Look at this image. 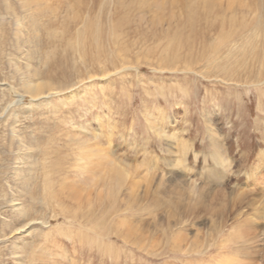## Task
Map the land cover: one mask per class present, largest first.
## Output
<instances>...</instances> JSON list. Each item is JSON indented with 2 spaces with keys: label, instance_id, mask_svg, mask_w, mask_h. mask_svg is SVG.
<instances>
[{
  "label": "rangeland",
  "instance_id": "obj_1",
  "mask_svg": "<svg viewBox=\"0 0 264 264\" xmlns=\"http://www.w3.org/2000/svg\"><path fill=\"white\" fill-rule=\"evenodd\" d=\"M245 2L253 11L228 12L226 0L212 10L203 0H164L156 23L154 13L145 10L141 21L113 0H0V264H15L12 247L21 264H214L233 256L264 192V169L258 182L244 175L264 156V0ZM95 31L101 64L88 40ZM26 66L72 85L32 98L21 86ZM90 146L107 159L86 153H96ZM216 149L232 161L224 179L204 171ZM112 164L127 178L106 194L96 178L105 181ZM231 194L243 201L232 207ZM13 204L28 225L10 232L23 220ZM254 228L251 257L238 264H264V222Z\"/></svg>",
  "mask_w": 264,
  "mask_h": 264
},
{
  "label": "bare ground",
  "instance_id": "obj_2",
  "mask_svg": "<svg viewBox=\"0 0 264 264\" xmlns=\"http://www.w3.org/2000/svg\"><path fill=\"white\" fill-rule=\"evenodd\" d=\"M23 1V0H22ZM138 1V3H136V0H113V4H116L115 5V8H117V6L119 7V8H117V9H121V11L123 12V13H125V14H130L131 12H133V13H135V14H138V15H141V16H138L139 17V20H141V19H143L142 17L145 15V10H146V13H148V12H152V13H154V16L151 18V21H154V22H156V23H158V18H157V12L158 13H161V12H159V11H162V9H163V6H164V0H137ZM145 1V2H144ZM183 1V0H182ZM204 1V8H206V9H208V10H212V9H214L215 8V6L218 4V2H222L223 0H203ZM142 2H144V3H142ZM78 4H80L79 2H77ZM82 4V3H81ZM143 6H142V5ZM200 4L202 5V3L200 2ZM141 5V6H140ZM144 7V10H140V8H143ZM166 7V6H165ZM175 9V8H174ZM111 10V9H110ZM216 10V9H215ZM217 10H218V8H217ZM226 10L229 12H235L236 13V10H240L241 12H243V11H246L247 10V12L249 11H253V8H251V6H248L247 4H246V2H245V0H226ZM222 12V11H221ZM132 13V14H133ZM150 14V13H149ZM134 16V15H133ZM127 17V16H126ZM74 18V17H73ZM115 20V19H114ZM142 21V20H141ZM137 22V21H136ZM138 23V22H137ZM132 24V23H131ZM135 24V23H134ZM219 24V23H218ZM18 25V24H17ZM137 25V24H136ZM126 26H128L129 27V25H127L126 24ZM219 26V25H218ZM85 28V27H84ZM125 29V28H124ZM150 29V28H149ZM152 29V28H151ZM123 30V29H122ZM238 30V29H237ZM87 31V30H86ZM241 31V30H240ZM126 32V31H125ZM85 32L83 31L82 33L80 32V35L78 36H76L75 37V46L78 48V51H79V53H81V52H83V50L85 49V48H83L85 45V43H82V42H85V39H86V37L88 36L87 34V36H85V34H84ZM147 33V32H146ZM224 33V32H223ZM245 33V32H244ZM121 34H122V32H121ZM125 34V33H124ZM191 34V33H190ZM257 34V33H256ZM128 36V35H127ZM136 36V35H135ZM226 36V35H225ZM259 36V35H258ZM93 39H92V38ZM91 37H89V41H91L90 42V44L92 43L93 45V48H94V50L96 51V53H98V57H96L95 59H93V60H96L97 61V63L98 64H101L100 63V54H99V51H100V43H99V35H98V32H96L95 31V33H93V36L91 35ZM111 37V36H110ZM196 37V36H195ZM112 38H114V37H112ZM210 38V37H209ZM90 39H92V40H90ZM141 39V38H140ZM184 39V38H183ZM245 40V39H244ZM121 41H122V38H121ZM112 46H114L115 44H116V42H115V40L114 39H112ZM118 43V42H117ZM140 43V42H139ZM94 44H95V47H94ZM110 44V43H109ZM242 44V43H241ZM206 46H207V44H206ZM76 48V49H77ZM258 50V49H257ZM165 54V53H164ZM162 57V56H161ZM120 58H122V56L120 57ZM213 58V57H212ZM124 59V58H123ZM261 59V58H260ZM163 60V59H162ZM176 60V59H175ZM175 60H174V63H175ZM121 61V60H120ZM169 61V60H168ZM89 62V61H88ZM137 62V61H136ZM154 62V61H153ZM163 62V61H162ZM196 62H197V60H196ZM195 62V63H196ZM212 62V61H211ZM96 63V64H97ZM128 63V62H127ZM194 63V64H195ZM198 63V62H197ZM262 63V62H261ZM123 64V63H122ZM191 64V63H190ZM117 65V64H116ZM189 65V64H188ZM91 66V65H90ZM101 66V65H100ZM122 66V65H121ZM120 66V67H121ZM159 66V65H158ZM208 66H210V65H208ZM191 67V66H190ZM202 67H204V66H202ZM220 67V66H219ZM86 68V67H85ZM84 68V70H86ZM105 67L104 66H102L101 67V70L100 71H102V69H104ZM118 68V67H117ZM122 68V67H121ZM158 68V67H157ZM160 68V67H159ZM208 68V67H207ZM169 69V68H168ZM83 70V71H84ZM91 70V69H90ZM90 70H86V72H84V74L85 75H88V77L90 78L91 77V75H89V73H91L90 72ZM204 70V69H203ZM211 70V69H210ZM185 71V70H184ZM76 72V71H75ZM106 72H109V71H106ZM23 73H25V75H26V78H25V80L26 81H22V83H21V86H22V89H23V92H24V94L26 93V94H28L29 96H31L32 98H36V97H38V96H40L41 97V95H44L45 93L47 94V92L48 91H56V92H58V93H60L59 91H62V90H65V89H67V88H69V86H71L72 85V83H70V84H63V83H57V81L56 82H54L53 81V78H52V76H48L47 75V77L45 78V77H43L42 78V76H40L39 75V73L37 72V71H35V70H30L29 69V66H26V72H23ZM209 72H207V74H208ZM79 74H77V76H78ZM80 75H82V74H80ZM79 75V77L81 78V76ZM195 75H196V73H195ZM54 76V75H53ZM205 76V75H204ZM75 77V76H74ZM103 77V76H102ZM164 77V76H163ZM186 77V76H185ZM80 78H77L78 80L80 79ZM207 79V78H206ZM205 80V79H204ZM185 83V82H184ZM204 84V83H203ZM224 84V83H223ZM258 84H259V82H258ZM2 85V84H1ZM227 85V84H226ZM260 86V85H259ZM158 87H159V85H158ZM257 87V86H256ZM261 87V86H260ZM18 89H19V85H18ZM158 89V88H157ZM13 90V89H12ZM7 91H9V90H7ZM159 91V90H158ZM165 91V90H164ZM17 92H18V90H17ZM161 92V91H160ZM13 93H14V91H13ZM16 93V92H15ZM53 93H55V92H53ZM17 94V93H16ZM51 94V93H50ZM11 95V94H10ZM160 96H162L161 94H160ZM16 97V96H15ZM39 100H40V98H38ZM35 100H37V99H35ZM65 100H67L68 101V98H63V100H61V102H62V105L63 104H65L66 102H65ZM12 101V100H11ZM10 101V102H11ZM6 102V101H5ZM5 102H3L2 104L4 105L5 104ZM13 102V101H12ZM178 104V103H177ZM5 106V105H4ZM4 106H1V109H3L2 107H4ZM1 111V110H0ZM11 118V117H10ZM166 118H168V117H166ZM5 122V121H4ZM13 123V122H12ZM11 123V124H12ZM6 124V123H5ZM12 126V125H11ZM158 126V125H157ZM154 128V127H153ZM158 129V128H157ZM156 129V130H157ZM154 130V129H153ZM214 130V129H213ZM160 131V130H159ZM11 135H12V137L13 138H17V134H15V130H14V128L12 127L11 128ZM18 133V132H17ZM171 135V134H170ZM18 136H20V135H18ZM95 136L93 135V137L92 138H94ZM96 139V138H95ZM22 140V139H21ZM21 140H19V142H21L20 144H23L22 143V141ZM87 142V140H75V143L76 144H78V145H80V144H85ZM169 142V141H168ZM88 143V142H87ZM174 143V142H173ZM31 144V143H30ZM179 144V143H178ZM217 145L218 144V146H215L217 149H218V147H219V142H214V144L213 145ZM86 145V144H85ZM180 145V144H179ZM30 145H28V147H29ZM244 146V145H243ZM22 147H23V145H22ZM30 147H32V146H30ZM179 147V146H178ZM245 147H246V145H245ZM89 148H91L92 150H94L96 153H93L91 150H87L86 151V153H88V154H90V155H95V156H100L104 161L107 159V156L104 154V151L102 152V150H100L99 149V147L98 148H94L93 146H90ZM181 148V147H180ZM20 149V148H19ZM27 149V148H26ZM217 149H216V151L211 155V158H212V160H213V165H212V167L211 168H205L204 169V171L205 172H208L209 174H212V176L214 177L215 176V178H219V179H224V178H227V174L229 173V171L231 170L230 169V164L232 163V161L230 160L229 161V156H224V154L222 153H220L219 152V150L217 151ZM221 149V148H220ZM21 150V149H20ZM34 150V149H33ZM184 150H186L185 148H184ZM22 151V150H21ZM101 151V153H99ZM29 152V151H28ZM183 155H185V154H183ZM182 155V156H183ZM188 155V154H187ZM226 155V154H225ZM23 156V155H22ZM17 158V157H16ZM19 158V157H18ZM247 159V157H245V156H240V158H239V161H238V165L239 166H243L244 164H245V160ZM183 160V159H182ZM32 161V160H31ZM30 162V161H29ZM185 162L186 161H182V164L184 165V167H185ZM231 162V163H230ZM177 163V162H176ZM22 164H25V163H22ZM98 165H101V163H97ZM182 164H181V166H182ZM260 169H264V156H263V154H261V155H259V157L257 158V160L253 163V165L251 166V169H249L248 171H246L245 172V174H244V172H243V174L246 176V178L247 179H249V180H252V181H254V182H258L257 180H258V177H257V175H259V170ZM83 170L84 171H87V167H85L84 166V164H83ZM259 171V172H258ZM108 175H106V178H105V181H103L102 180V178L101 177H97L96 178V180H97V182H99L100 184H101V187H100V189L101 188H104V190H105V192H106V194H111L112 192H114V191H116V189L118 188V187H120V184H121V182L122 181H124V180H126V178H127V175H126V172H125V170H122V169H120V168H117L114 164H112L110 167H109V170H108ZM258 173V174H257ZM16 174V173H15ZM16 177H17V175H15ZM16 180V179H15ZM21 180V179H20ZM95 180V181H96ZM102 180V181H101ZM94 180H93V178H91V182H95ZM195 184V183H194ZM262 184H264V183H262ZM26 185H28V184H26ZM21 188H23V187H21ZM191 188H195L194 186H191ZM29 189V188H28ZM198 189V188H197ZM26 190H27V188H26ZM103 190V189H102ZM192 190V193H191V191L189 192V193H191V199L193 200V202H197V200L199 201V199L201 198V195H200V189H198L197 191L198 192H196L195 193V191H193V189H191ZM194 190H196V188L194 189ZM247 190V189H246ZM22 191V190H21ZM19 192V191H18ZM22 193V192H21ZM20 193V194H21ZM26 193V192H25ZM28 193V192H27ZM40 193V192H39ZM13 194H15V193H13ZM29 195V194H28ZM46 195V194H45ZM102 195V194H101ZM231 195H233L232 196V203H231V206L232 207H234L235 205H237L236 204V201L237 200H242L243 201V199H242V197H239L237 194H231ZM41 196V195H40ZM262 196H263V198L261 199V203H260V205H261V207H259V208H254L253 210H254V212H255V214L253 215V219L254 220H251V219H249L250 221V228H248L249 230H244L243 232H242V234L239 236L240 238H241V240H240V242H242V245L241 246H238L237 248L238 249H236V251H233V252H235L234 254H233V256L232 257H230V256H225V257H223L222 259H220V261L218 260L217 262H215L214 264H238L239 263V259H241V258H246V259H248L249 257H251V253H252V251L250 252V249L252 248V246H253V243L256 241V239L258 238V236L259 235H257V232L255 233V226H256V224L257 223H259V222H264V192H263V194H262ZM19 197H21V196H19ZM24 197V196H23ZM42 197V196H41ZM49 197V196H48ZM47 198V197H46ZM55 198V197H54ZM245 199V198H244ZM14 200L15 199H13L12 198V200H11V202H14ZM51 200V199H50ZM54 200V199H53ZM59 200V199H58ZM45 201V200H44ZM201 201V200H200ZM239 202V201H238ZM39 203V202H38ZM43 203V202H42ZM51 203V202H50ZM241 203V202H240ZM247 205H252V204H248L249 202H245ZM253 203V202H252ZM44 204H45V202H44ZM47 204V203H46ZM56 205V204H55ZM239 205V204H238ZM47 206V205H46ZM12 208L14 209V210H16V212L15 213H18V215H20V218L18 217V218H16L17 220L18 219H21L22 220V223L20 224V226L18 227V228H16V227H12L11 229H10V232H14V231H17V230H20V229H22V228H24L25 226H27L28 225V222H26V220H25V218H26V211L25 210H21L20 208H19V205L17 206V204H13V206H12ZM22 208V207H21ZM47 209V208H46ZM30 211V210H29ZM236 211V210H235ZM13 212V211H12ZM56 213V212H55ZM240 215V213H236V214H234V217H232V218H235V217H238ZM31 217V216H30ZM32 224V223H31ZM44 224V223H43ZM221 227H222V224H221V226L220 225H218L217 227H216V233H217V231H218V233H221ZM59 230V229H58ZM131 231H133V230H131ZM134 232V231H133ZM63 233V232H62ZM135 233V232H134ZM264 233V232H263ZM262 233V234H263ZM3 235V234H2ZM1 235V236H2ZM65 235V234H64ZM0 236V237H1ZM48 237H49V233H48V235H47ZM45 237V236H44ZM262 237V236H261ZM195 238H196V235H195ZM263 238V237H262ZM52 239V238H51ZM51 242V241H50ZM102 242V241H101ZM177 242H180V241H177ZM225 242V241H224ZM97 243H99V242H97ZM197 243V242H196ZM43 244V243H42ZM251 245V246H250ZM222 248V247H221ZM20 249H18L17 247H15V248H13L12 247V255L14 256V261H15V264H21L22 263V256H23V253L21 252V251H19ZM184 250V249H183ZM204 251V250H203ZM229 252V251H228ZM233 252H229L230 254H232ZM254 252V251H253ZM51 253V252H50ZM47 254V253H46ZM255 254H257V253H255ZM41 256V255H40ZM52 256V255H51ZM51 256H49L48 255V257H51ZM255 255H253V257H254ZM38 257V256H37ZM46 258H48L47 256H45ZM54 257V256H53ZM252 257V258H253ZM52 259H50L49 258V262L51 261ZM250 260V259H249ZM248 260V261H249ZM252 260V259H251ZM21 261V262H20ZM48 261V260H47ZM253 263H254V261H253ZM241 264V263H240ZM252 264V263H251Z\"/></svg>",
  "mask_w": 264,
  "mask_h": 264
}]
</instances>
